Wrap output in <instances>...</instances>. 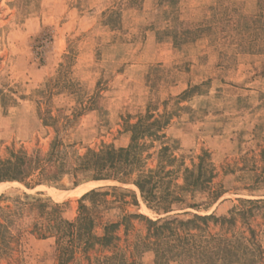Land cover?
Returning a JSON list of instances; mask_svg holds the SVG:
<instances>
[{"label": "rangeland", "instance_id": "obj_1", "mask_svg": "<svg viewBox=\"0 0 264 264\" xmlns=\"http://www.w3.org/2000/svg\"><path fill=\"white\" fill-rule=\"evenodd\" d=\"M57 141L71 156L135 145L138 161L109 171L115 180L55 160L42 184L37 174L0 183V264H189L160 263L142 219H127L110 247L85 250L21 205H60L58 217H90L101 237L130 215L187 221L264 201V0H0V161L48 158ZM141 175L156 185L150 203L134 184ZM254 217L208 233L250 227L254 264H264V208Z\"/></svg>", "mask_w": 264, "mask_h": 264}, {"label": "trees", "instance_id": "obj_2", "mask_svg": "<svg viewBox=\"0 0 264 264\" xmlns=\"http://www.w3.org/2000/svg\"><path fill=\"white\" fill-rule=\"evenodd\" d=\"M136 143V138L133 139ZM62 149V150H60ZM66 148H61V142H55L53 152L48 158L40 155L27 156L24 152L12 153L10 159L0 161V183L3 182H19L25 183L27 179L33 175H38V184H42L44 177L53 161H59L58 168L66 171V169L77 175V173L85 172L89 174V178L96 181L115 180L109 174L111 170H117L121 165L135 164L137 158V147L133 145L127 150H116L111 147H105L100 151H89L84 156H71L65 152ZM124 183V179L119 180ZM135 186L140 190L142 198L150 203L156 199L154 190L156 185L153 183V177L141 175ZM108 188L95 189L79 201L80 203L88 198H97L104 196ZM112 190H118L117 187ZM23 203V214L41 213L43 217L44 229L51 231L53 237L58 240L69 238V246L74 247L77 244L83 245L85 250L93 249L100 245L110 247L119 238L115 232L125 225L127 219H142L148 224L147 239H153V245L157 246V260H167L168 257H180L185 259L189 264H216L219 261H224L229 264L247 262L254 264V256L256 251H260V246L255 243V235L249 227V236L241 234L240 236H231L227 238L223 235L208 233L210 225L213 227L219 226L221 229H232L240 221L245 226H248L251 219L255 218L256 212L264 208V201H239L240 207H234L224 215L213 213L209 216L195 215L190 220H166L160 219L157 221L149 220L143 215H130L123 222L106 225L104 234L101 237L93 235L89 226H94V221L90 217L81 216L75 221H68L64 217H58L62 206L54 205L53 209L39 200ZM85 206L81 205V209ZM166 213L168 211H159ZM58 213V214H57ZM8 227L0 221V250L3 245H7ZM46 238L47 235H41ZM166 247V249L163 248ZM66 251V250H65ZM261 252V251H260ZM172 254V255H171ZM158 264V263H157Z\"/></svg>", "mask_w": 264, "mask_h": 264}]
</instances>
